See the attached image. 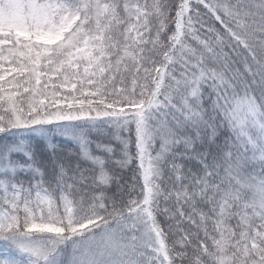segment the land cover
Segmentation results:
<instances>
[{
  "label": "snow or ice",
  "instance_id": "6c2138e0",
  "mask_svg": "<svg viewBox=\"0 0 264 264\" xmlns=\"http://www.w3.org/2000/svg\"><path fill=\"white\" fill-rule=\"evenodd\" d=\"M196 3L199 33L206 34L196 39L206 55L199 78L187 80L191 65L180 79L171 69L193 15L190 0H0V137L22 129L39 134L48 125L67 133L77 122L112 129L95 150L84 131L73 135L75 163L56 158L57 146L49 144L51 172L30 145L0 139V241L26 254L28 264H64L69 246L84 250L80 264H99L90 251L97 237L82 238L103 227L105 247L119 249L118 229L133 216L156 230L153 189L162 173L155 159L162 158L173 181L167 195L178 242L173 254L161 241L156 260L264 264V179L245 172L249 163L264 164V23L252 14L264 0ZM168 20L176 29L167 41L171 53L160 51ZM165 54L171 63L161 62ZM208 59L238 63L250 73L248 89L260 92L229 99L220 80L211 102L219 124L215 115L212 123L205 119L202 82L219 80L205 66ZM225 126L221 146L216 141ZM130 149L140 175L133 170L130 182L119 185L127 197L121 207L108 192L114 170L132 159ZM0 264L15 262L0 258Z\"/></svg>",
  "mask_w": 264,
  "mask_h": 264
},
{
  "label": "clouds",
  "instance_id": "9594fccd",
  "mask_svg": "<svg viewBox=\"0 0 264 264\" xmlns=\"http://www.w3.org/2000/svg\"><path fill=\"white\" fill-rule=\"evenodd\" d=\"M190 7L193 9V15L186 21L183 28L182 36L180 41V47L176 50L173 59L175 64L171 69L176 73L175 79L184 78L182 76L183 69L185 65H191L188 68V72L191 75L187 76V80H191L193 76L199 78L200 75V60L201 56L206 55L203 48L201 47L199 41L196 39V35H201L203 38V33H199V20L195 15V9L198 7L196 0H190ZM252 14L258 19L256 22L264 23V9L259 12L253 11ZM165 21L161 20L160 24H164ZM246 24L254 26V22L251 20L245 21ZM168 32H164L162 28L161 31L164 32L163 43L161 44L160 51L162 52L165 48L168 53L172 52L171 48H167V41L169 38V33L176 31L173 27L172 20L167 21ZM168 62L167 55H161V62ZM207 68H211L213 72L217 74L219 80L208 79L202 82V90L206 98L205 108V119L212 123V116H216L215 123H220L219 115L212 111V100L215 99V95L212 93V88L215 84L219 83L220 80L223 81L221 85L228 95L229 99L234 94L244 95L245 91L248 90L251 94L255 90L248 89L246 81L250 78V73H244L240 69V65L235 62H224V63H213L211 59H208ZM174 86V85H173ZM255 95L259 98L260 92L255 91ZM211 97V99H207ZM178 102V99H177ZM161 111H168L167 108L161 109ZM169 124L173 125L171 118H169ZM185 131L189 132L190 129ZM229 135L227 126L221 129L219 139L217 138L216 143L223 146L225 137ZM153 152H158L159 150V140L153 142L151 145ZM119 150V148H118ZM133 153L132 159L128 161L127 167L120 168L117 167L114 171L116 174V182L112 184L109 189V196L115 199L118 204L123 207V201L127 199L126 196H121L119 185L121 183H128L129 180L125 178L126 174L132 175L133 170L136 171L137 177L140 175V170L136 168V160L134 156V149H130ZM155 159V157H154ZM156 167H158L162 176L158 177L159 182L154 185L153 189V208L155 209L154 223L158 226L156 230L147 228L142 222H140L136 216L127 219V226L120 227L118 229L119 238V249H108L105 247L106 242L100 240L101 233L105 231L103 227L98 228L95 232L90 231L82 239H90L92 236H96L91 252L95 253L96 259L99 264H113L114 258H119L124 262V264H160V261L156 260L154 253L160 251L159 245L161 241L167 244V248L170 252L175 254L176 244L178 242V235L175 225L178 223L174 219L173 204L168 199L167 190L170 187L172 177L169 175L168 168V158L155 159ZM245 172L252 174L253 178L264 179V164L249 163L245 168ZM140 189L137 188L135 195L140 196ZM111 228H117L115 223L109 225ZM84 250H78L73 252L71 246L67 248L66 256L64 259V264H80L81 260L84 259L82 253ZM115 253V257L112 255ZM121 253L123 255H121Z\"/></svg>",
  "mask_w": 264,
  "mask_h": 264
},
{
  "label": "trees",
  "instance_id": "16d2710c",
  "mask_svg": "<svg viewBox=\"0 0 264 264\" xmlns=\"http://www.w3.org/2000/svg\"><path fill=\"white\" fill-rule=\"evenodd\" d=\"M216 26L220 27L219 24ZM80 131H84L86 133L87 138L93 142L92 147L95 150L96 142H109L112 129L106 125L97 124L93 126L87 123L77 122L68 130L67 133L63 128L58 130L56 125H48L46 126L44 132L39 134L31 129L12 130V132L6 137H0V139L22 141L24 146L30 145L37 160L45 166L46 170L51 172L53 166V149H50L48 145L52 144L57 146L55 149L56 158L63 157L75 163L78 161L77 154L79 150L78 145L73 140L72 136ZM111 142L117 149L119 148V145L114 140ZM70 151L73 153L71 156H69ZM16 156L17 158H21V153L17 152ZM80 163L82 166H88L86 164L84 165L83 161H80ZM190 166L195 168V162H190ZM125 178L130 182V174H126ZM19 179H25V174L20 173ZM9 245L10 244L8 242L0 241V254L12 255L14 246Z\"/></svg>",
  "mask_w": 264,
  "mask_h": 264
},
{
  "label": "rangeland",
  "instance_id": "374dc122",
  "mask_svg": "<svg viewBox=\"0 0 264 264\" xmlns=\"http://www.w3.org/2000/svg\"><path fill=\"white\" fill-rule=\"evenodd\" d=\"M9 246H12L11 244ZM0 258H3L0 255ZM6 259L12 260L15 262V264H28V256L22 252H20L17 248H13L12 255H9V257H6ZM65 259V257H64Z\"/></svg>",
  "mask_w": 264,
  "mask_h": 264
}]
</instances>
